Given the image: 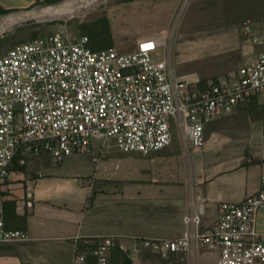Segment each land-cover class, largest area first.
Instances as JSON below:
<instances>
[{"label":"built area","instance_id":"obj_1","mask_svg":"<svg viewBox=\"0 0 264 264\" xmlns=\"http://www.w3.org/2000/svg\"><path fill=\"white\" fill-rule=\"evenodd\" d=\"M245 23V35L264 43V30L253 34V20ZM89 41L61 32L20 43L0 58V244L31 240L4 222V186L17 163L24 167L42 153L60 163L90 153L93 141L150 155L168 148L176 134L201 148L208 125L264 98V50L205 86L180 79L167 59L156 58L167 43L162 37L142 39L130 53L93 50ZM207 205L190 200L178 238L76 236L72 264H115L114 250L133 264L144 249L168 257L208 246L220 248L219 264H264V238L256 230L264 175L256 194L222 203L217 224L201 231Z\"/></svg>","mask_w":264,"mask_h":264},{"label":"crops","instance_id":"obj_2","mask_svg":"<svg viewBox=\"0 0 264 264\" xmlns=\"http://www.w3.org/2000/svg\"><path fill=\"white\" fill-rule=\"evenodd\" d=\"M38 1L44 0H0V7L27 10ZM259 109L241 104L234 114L208 125L201 148H192L175 135L168 148L144 161L146 170L137 171L135 196L93 197L99 181L126 175L102 169L112 157L96 163L91 153L86 154L90 161L78 155L58 163L42 153L24 167L17 163L4 186V222L7 229L26 232L31 240L0 244V264H72L76 236L178 238L188 204L195 198L208 202L201 231L212 228L222 203H239L258 191L264 175V112ZM137 204L142 205L139 210H159L160 215L137 219ZM220 251L215 246L198 247L172 252L157 262L159 253L144 249L133 264H219ZM117 253L112 252L114 262L125 264Z\"/></svg>","mask_w":264,"mask_h":264},{"label":"rangeland","instance_id":"obj_3","mask_svg":"<svg viewBox=\"0 0 264 264\" xmlns=\"http://www.w3.org/2000/svg\"><path fill=\"white\" fill-rule=\"evenodd\" d=\"M66 1H38L27 10L0 14V21L11 15H28L58 7ZM78 14L50 19L30 18L16 23L0 34V58L20 43L61 32L68 34L72 41L88 36L91 48L113 47L119 53L134 51L142 39L162 37L167 43L156 58L167 59L183 80L206 86L210 81L229 77L264 50V43H253L244 33L247 19L253 20V34L264 29V0H106ZM101 42L104 44L98 45ZM245 105H250L253 110L261 108L264 112L262 97ZM91 153L96 163L114 158L102 163L105 171L117 175L126 173L115 181H99L93 197L138 195L136 173L139 169L146 170L144 161L151 154L124 153L112 141L95 142L92 151L86 154ZM86 154L82 156L90 161ZM139 206L142 205L137 204V219L160 215L159 210L150 213L149 208L139 210ZM258 234L264 238V209L258 215ZM161 258L166 257L159 254L154 260L159 262Z\"/></svg>","mask_w":264,"mask_h":264},{"label":"bare ground","instance_id":"obj_4","mask_svg":"<svg viewBox=\"0 0 264 264\" xmlns=\"http://www.w3.org/2000/svg\"><path fill=\"white\" fill-rule=\"evenodd\" d=\"M82 0H68L64 4L54 7V8H47L40 11H37L32 14H20V15H11L6 19H2L0 21V34L5 31L10 30L16 23L27 20L30 18H54V17H63L67 15H76L78 13H81L83 11H87L90 8H93L94 6H98L102 1L106 0H85V2H82ZM71 15V16H72ZM79 15V14H78Z\"/></svg>","mask_w":264,"mask_h":264},{"label":"trees","instance_id":"obj_5","mask_svg":"<svg viewBox=\"0 0 264 264\" xmlns=\"http://www.w3.org/2000/svg\"><path fill=\"white\" fill-rule=\"evenodd\" d=\"M8 13H11L10 11H6V10H4L3 8H1L0 7V14H4V15H6V14H8ZM30 42V41H29ZM102 44H104V42H101V43H99L98 45H102ZM89 46H90V43H89ZM107 48V47H106ZM102 49V48H101ZM93 50H98V49H93ZM118 253V259H122V262L123 263H125V264H132V262H130V260H124V255H123V253L122 252H119V251H117ZM112 261L114 262V259H112ZM118 262V261H117ZM115 263V262H114ZM116 264V263H115ZM119 264V263H118Z\"/></svg>","mask_w":264,"mask_h":264}]
</instances>
